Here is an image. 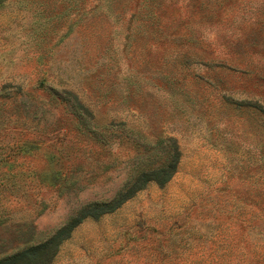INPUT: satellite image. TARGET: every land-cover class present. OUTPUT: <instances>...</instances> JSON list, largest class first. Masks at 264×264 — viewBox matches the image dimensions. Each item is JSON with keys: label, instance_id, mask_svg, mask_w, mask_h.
Instances as JSON below:
<instances>
[{"label": "rangeland", "instance_id": "obj_1", "mask_svg": "<svg viewBox=\"0 0 264 264\" xmlns=\"http://www.w3.org/2000/svg\"><path fill=\"white\" fill-rule=\"evenodd\" d=\"M165 139L167 184L26 264H264V0H0V261Z\"/></svg>", "mask_w": 264, "mask_h": 264}, {"label": "trees", "instance_id": "obj_2", "mask_svg": "<svg viewBox=\"0 0 264 264\" xmlns=\"http://www.w3.org/2000/svg\"><path fill=\"white\" fill-rule=\"evenodd\" d=\"M152 148L153 153L160 151L161 149H158L162 148L163 152H160L165 154L163 163L144 164V156H146L145 153L148 152L149 149L147 150V147H143L142 153H138L134 158L135 161H138L136 162L137 164L134 163L135 165L133 166L132 170L135 173L132 175L129 184L123 190H121L109 204H100L98 206L96 205L95 207H86L82 209L78 214V218L68 223L56 234H54V236L48 241V244L28 250L26 252L18 253L12 257L5 258L0 261V264L29 263L31 261L30 259H27L28 255L36 254L38 251L48 248L50 245H60L69 237L72 230L87 218L95 219L105 214L114 212L122 204L132 199L138 192L144 190V188L149 184H155L159 187H163L165 184H167L175 174L176 168L178 166L180 154L177 144L173 139H165L156 143L154 146H152ZM63 185H65V183H63Z\"/></svg>", "mask_w": 264, "mask_h": 264}]
</instances>
